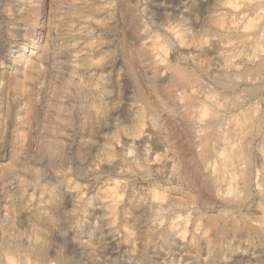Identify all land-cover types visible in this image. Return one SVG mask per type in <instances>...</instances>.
I'll use <instances>...</instances> for the list:
<instances>
[{"label": "rangeland", "instance_id": "1", "mask_svg": "<svg viewBox=\"0 0 264 264\" xmlns=\"http://www.w3.org/2000/svg\"><path fill=\"white\" fill-rule=\"evenodd\" d=\"M0 264H264V0H0Z\"/></svg>", "mask_w": 264, "mask_h": 264}, {"label": "bare ground", "instance_id": "2", "mask_svg": "<svg viewBox=\"0 0 264 264\" xmlns=\"http://www.w3.org/2000/svg\"><path fill=\"white\" fill-rule=\"evenodd\" d=\"M123 1V0H122ZM59 2V1H58ZM57 5H58V3H57ZM129 13V12H128ZM46 37V36H45ZM47 43V42H46ZM256 44V43H255ZM34 46V45H33ZM49 53V52H48ZM42 58V57H41ZM36 64H37V62H36ZM37 79V78H36ZM9 86V85H8ZM97 86H98V84H97ZM101 87V86H100ZM153 88H155V86L153 87ZM86 98V97H85ZM84 98V99H85ZM88 98H90V97H88ZM93 100V99H92ZM85 101V100H84ZM87 102H90V101H87ZM214 103V102H213ZM219 104V103H218ZM219 106V105H218ZM221 106V105H220ZM198 122V121H197ZM225 137V136H224ZM182 138V137H181ZM185 140V139H184ZM183 141V140H182ZM189 146V147H191V143L189 142V141H186V146ZM226 146V145H225ZM233 146V145H232ZM188 148V147H187ZM221 154V153H220ZM192 162L194 163V161L192 160ZM229 165V164H228ZM177 221L179 222V220L177 219ZM173 224H176L175 222L173 223ZM177 224H179V223H177ZM179 226V225H178ZM178 226H177V228H178ZM181 226V225H180ZM179 226V227H180ZM175 227V226H174ZM174 227L172 228V229H174ZM181 231V230H180ZM183 231V230H182ZM177 234V233H176ZM180 234V233H179Z\"/></svg>", "mask_w": 264, "mask_h": 264}, {"label": "clouds", "instance_id": "3", "mask_svg": "<svg viewBox=\"0 0 264 264\" xmlns=\"http://www.w3.org/2000/svg\"><path fill=\"white\" fill-rule=\"evenodd\" d=\"M225 7H229V5H228V4H226V5H225Z\"/></svg>", "mask_w": 264, "mask_h": 264}, {"label": "snow or ice", "instance_id": "4", "mask_svg": "<svg viewBox=\"0 0 264 264\" xmlns=\"http://www.w3.org/2000/svg\"><path fill=\"white\" fill-rule=\"evenodd\" d=\"M229 7H231V5L229 4Z\"/></svg>", "mask_w": 264, "mask_h": 264}]
</instances>
